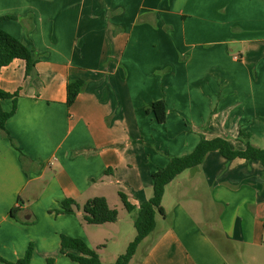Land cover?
Here are the masks:
<instances>
[{"label": "crops", "instance_id": "obj_1", "mask_svg": "<svg viewBox=\"0 0 264 264\" xmlns=\"http://www.w3.org/2000/svg\"><path fill=\"white\" fill-rule=\"evenodd\" d=\"M254 1L257 13L238 0H0V17H11L0 29L39 56L34 77L19 59L0 71V89L18 93L6 130L26 157L0 133V259L15 262L32 244L31 264H78L60 252V235L92 248L91 226L119 232L118 218L87 224V200L118 209L122 193L138 207L152 196V173L203 138L242 149L243 131L264 148L255 141L264 136V0ZM75 79L85 88L67 107ZM159 99L163 124L145 111ZM64 199L80 208L50 214ZM161 205L129 264H264L260 163L210 152L166 186Z\"/></svg>", "mask_w": 264, "mask_h": 264}, {"label": "trees", "instance_id": "obj_2", "mask_svg": "<svg viewBox=\"0 0 264 264\" xmlns=\"http://www.w3.org/2000/svg\"><path fill=\"white\" fill-rule=\"evenodd\" d=\"M9 18L11 17L2 16L0 17V20ZM15 59L23 60L25 62L26 76H36L35 65L39 62L38 54L11 34L0 29V71ZM85 84L86 82L81 79L69 80L67 82V107H70L75 102L77 96L84 90ZM17 97L18 93L10 94L0 89V133L24 159L26 157L18 150L5 126L7 120L15 112V102ZM6 99L12 100V108L10 111H4L1 107V101ZM145 111L147 113L151 112L154 121L158 124H163L166 120L167 106L163 99L153 101L146 105ZM249 139L250 135L248 133L239 131L237 140L243 144V148L235 149L230 145L228 140L223 137H215L209 140L203 138L189 154L181 157H169L168 164L151 175V198L140 204L138 207L132 205L124 194L118 193L126 212L129 214L136 213L134 220L136 236L127 246L125 253L120 255L115 262L111 264H129L138 245L153 232L156 215L158 214L161 217L165 215L161 201L166 186L184 171L199 167L208 153L217 152L227 161L235 159L256 161L264 167V148L254 146L250 143ZM79 208L80 207L73 199H64L59 203L57 209L50 210L49 213L54 214L55 216L74 214ZM81 210L84 221L91 225L114 223L118 218L117 210L110 208L103 197H94L87 200L81 207ZM16 212L17 209L12 208L10 210V216L15 218ZM33 251V245L29 244L23 257L15 262H8L0 259V264H31ZM60 252L78 264H103L100 261L98 254L79 238L63 234L60 235ZM47 264H53L52 259H48Z\"/></svg>", "mask_w": 264, "mask_h": 264}, {"label": "rangeland", "instance_id": "obj_3", "mask_svg": "<svg viewBox=\"0 0 264 264\" xmlns=\"http://www.w3.org/2000/svg\"><path fill=\"white\" fill-rule=\"evenodd\" d=\"M239 1V7L241 9V12H243V9L250 7V9H254L256 13L261 8L260 4L254 0H238ZM256 26H259V23L255 24ZM264 26V24H262ZM261 26V27H262ZM233 55H237V50L239 48H236L232 46ZM167 69L165 70V72ZM251 136H250V143L251 142ZM256 142H262L264 141V136L261 137H255ZM100 194H103L102 192H99ZM105 194H113V191H107ZM108 202V205L112 209H116L118 214V225H119V232L118 233H111L105 231L103 228L91 226L90 229L95 230V239L93 241V247L92 249L98 254L100 261L103 264H111L115 262V260L120 256L123 255L126 251L127 246L130 242L133 241V239L136 236V231L134 228V221H132L131 216L126 212V210L123 207V204L119 198L120 206L119 208L113 207L112 201L109 199H106ZM167 204V203H166ZM112 206V207H111ZM203 219V217L201 216ZM207 228V226L205 227ZM217 240V239H216ZM219 241V239H218ZM9 262V261H8Z\"/></svg>", "mask_w": 264, "mask_h": 264}]
</instances>
